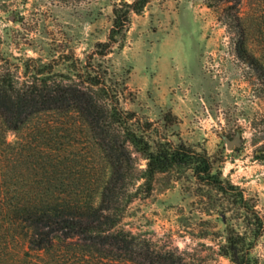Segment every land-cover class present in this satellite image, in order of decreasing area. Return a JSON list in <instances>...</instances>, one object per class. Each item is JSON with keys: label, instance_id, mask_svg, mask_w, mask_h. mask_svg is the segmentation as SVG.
Wrapping results in <instances>:
<instances>
[{"label": "rangeland", "instance_id": "obj_1", "mask_svg": "<svg viewBox=\"0 0 264 264\" xmlns=\"http://www.w3.org/2000/svg\"><path fill=\"white\" fill-rule=\"evenodd\" d=\"M133 1L0 0V75L8 72L22 88L31 78L25 65L54 61V72L68 76L71 61L83 65L107 40L112 8ZM225 1L149 0L100 64L124 84L121 108L153 124V139L205 150L220 178L242 190L264 222V0ZM17 138L5 135L11 145ZM133 156L144 169L145 160ZM19 181L34 182L32 172L9 182ZM221 198L206 187L201 192L190 169L175 168L155 177L148 197L128 205L119 227L183 264H232L220 253L225 221L240 234L249 231L241 211ZM1 241L14 257L26 251L23 240ZM252 254L264 264V229Z\"/></svg>", "mask_w": 264, "mask_h": 264}, {"label": "trees", "instance_id": "obj_2", "mask_svg": "<svg viewBox=\"0 0 264 264\" xmlns=\"http://www.w3.org/2000/svg\"><path fill=\"white\" fill-rule=\"evenodd\" d=\"M148 2L115 5L107 40L95 44L83 65L71 61L68 76L54 72V61L25 65L31 78L22 88L8 72L0 75V158L6 168L0 176V264H183L119 227L128 205L148 197L155 177L175 168L190 169L201 192L209 188L241 211L249 236L225 221L220 253L232 264H257L252 251L264 222L254 205L220 178L205 150L153 139V124L121 108L124 84L100 64L120 47L130 15L141 14ZM43 118L46 123H36ZM31 124V133H24ZM9 132L19 136L13 145L5 140ZM133 154L145 160L144 169ZM22 171L32 172L34 182H9ZM7 238L25 242L21 257L1 241Z\"/></svg>", "mask_w": 264, "mask_h": 264}, {"label": "water", "instance_id": "obj_3", "mask_svg": "<svg viewBox=\"0 0 264 264\" xmlns=\"http://www.w3.org/2000/svg\"><path fill=\"white\" fill-rule=\"evenodd\" d=\"M228 144H230V143H228Z\"/></svg>", "mask_w": 264, "mask_h": 264}]
</instances>
